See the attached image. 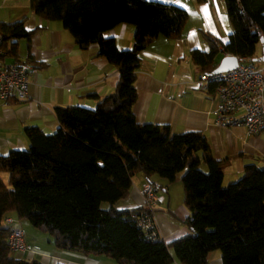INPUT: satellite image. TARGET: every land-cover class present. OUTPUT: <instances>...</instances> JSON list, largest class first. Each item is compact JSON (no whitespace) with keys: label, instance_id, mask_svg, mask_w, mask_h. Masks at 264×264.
Masks as SVG:
<instances>
[{"label":"trees","instance_id":"1","mask_svg":"<svg viewBox=\"0 0 264 264\" xmlns=\"http://www.w3.org/2000/svg\"><path fill=\"white\" fill-rule=\"evenodd\" d=\"M224 1L232 33L223 42L201 31L209 50L190 54L201 74L213 73L221 54L253 67L261 58L264 0ZM30 7L44 20L59 22L79 49L98 45L99 56L118 69L119 82L110 95L94 97L95 110L57 108L54 134L28 128L29 148L0 156V264H43L10 253L9 216L42 230L60 250L118 264H173L172 252L180 264H208L216 251L223 264H264V168L248 164L239 180L224 186L226 162L213 159L201 132L173 135L169 126L139 124L133 113L141 53L159 37L182 39L188 12L150 0H30ZM123 24L135 28L133 47L127 50L105 37ZM33 35L24 20L0 23L4 58L17 62L19 41L30 48ZM26 63L34 66L31 54ZM215 89L210 85L205 91L213 97ZM137 174L167 185L181 176L191 213L187 237L167 244L157 227L148 232L140 227L144 208L117 209Z\"/></svg>","mask_w":264,"mask_h":264},{"label":"crops","instance_id":"2","mask_svg":"<svg viewBox=\"0 0 264 264\" xmlns=\"http://www.w3.org/2000/svg\"><path fill=\"white\" fill-rule=\"evenodd\" d=\"M150 1L176 5L188 12L189 20L182 39L159 37L141 53L142 62L136 82L138 98L133 106L137 122L169 126L173 135L201 132L213 159L226 162L224 186L239 180L248 164L264 168V133L247 136L243 128L216 126L211 115L216 107V98L199 88L202 74L191 63L193 50H209L201 31L223 42L228 41L232 26L225 1L207 0L203 4L197 0ZM22 20L25 28L34 32L30 48L27 41H19L18 61L2 60L5 63H25L31 54L36 71L30 77L27 100H14L9 106H2L0 100V156L27 150L30 146L26 136L28 128H38L46 135L54 134L59 128L57 108L95 110L98 99L113 93L119 82L118 69L99 56L98 45L87 50L79 49L73 36L59 22H49L36 15L31 10L30 0H0V23L14 24ZM134 35L135 28L126 24L105 33V37L114 39L121 50L133 47ZM257 55H263L262 47H259ZM225 56L221 54L219 63ZM2 178L7 182L5 174ZM148 182L158 184L159 193L164 197L154 214L161 240L169 244L187 237L190 230L185 223L191 213L184 203L181 176L175 183L167 185L165 180L155 176L148 181L142 174H137L129 197L121 201L117 209L143 208L141 191ZM18 226L24 230L23 225ZM27 241L36 253L14 254L15 258L38 259L43 264L107 262L103 256L87 257L60 250L51 240L50 246L41 249ZM172 256L173 264H180L173 252ZM208 264H223L221 253H211Z\"/></svg>","mask_w":264,"mask_h":264},{"label":"built area","instance_id":"3","mask_svg":"<svg viewBox=\"0 0 264 264\" xmlns=\"http://www.w3.org/2000/svg\"><path fill=\"white\" fill-rule=\"evenodd\" d=\"M3 39L0 37V100L2 106L11 105L12 101L23 102L28 98L30 77L36 68L29 63H5ZM231 56V55H227ZM236 69L221 74H202L198 86L205 90L215 85L216 107L211 112L215 125L224 128H243L247 136L264 133V73L253 66L245 64L238 57ZM144 213L140 227L148 232L156 227L154 214L164 197L159 193V185L148 182L142 189ZM20 220L7 217L5 225L11 229L8 240L12 254L28 255L32 246L27 241L26 232L18 225ZM155 235V231H152Z\"/></svg>","mask_w":264,"mask_h":264},{"label":"rangeland","instance_id":"4","mask_svg":"<svg viewBox=\"0 0 264 264\" xmlns=\"http://www.w3.org/2000/svg\"><path fill=\"white\" fill-rule=\"evenodd\" d=\"M255 67L257 68L258 72L264 73V63H256ZM203 169L205 171H207L206 166H203ZM5 179L8 180L7 174H5ZM226 186H228V185H226ZM108 206H109L108 203L103 204L104 208H108ZM12 218L17 219L15 216H12ZM16 224L23 225V228L27 234V240H29L37 249L46 248V247L50 246L49 240H52V238L48 234L44 233L42 230L34 228L26 220H22L21 223L17 222ZM35 253L36 252L32 248V254L34 255ZM104 258L107 260V262L105 264H118L114 259H111L108 257H104Z\"/></svg>","mask_w":264,"mask_h":264},{"label":"water","instance_id":"5","mask_svg":"<svg viewBox=\"0 0 264 264\" xmlns=\"http://www.w3.org/2000/svg\"><path fill=\"white\" fill-rule=\"evenodd\" d=\"M263 55L261 58L255 60V62L264 63V38L261 39ZM239 65V59L236 56H225L219 63L217 69L213 72L214 74L226 73L234 70Z\"/></svg>","mask_w":264,"mask_h":264},{"label":"snow or ice","instance_id":"6","mask_svg":"<svg viewBox=\"0 0 264 264\" xmlns=\"http://www.w3.org/2000/svg\"><path fill=\"white\" fill-rule=\"evenodd\" d=\"M206 10V9H205Z\"/></svg>","mask_w":264,"mask_h":264}]
</instances>
